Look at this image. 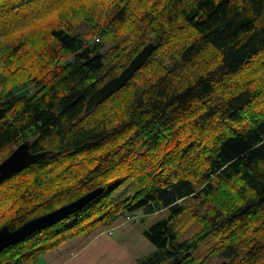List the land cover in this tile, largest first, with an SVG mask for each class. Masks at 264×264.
<instances>
[{
  "label": "trees",
  "instance_id": "16d2710c",
  "mask_svg": "<svg viewBox=\"0 0 264 264\" xmlns=\"http://www.w3.org/2000/svg\"><path fill=\"white\" fill-rule=\"evenodd\" d=\"M23 141L47 154L0 183V227L103 190L0 264L135 211H166L135 264H264V0H0V161Z\"/></svg>",
  "mask_w": 264,
  "mask_h": 264
},
{
  "label": "water",
  "instance_id": "95a60500",
  "mask_svg": "<svg viewBox=\"0 0 264 264\" xmlns=\"http://www.w3.org/2000/svg\"><path fill=\"white\" fill-rule=\"evenodd\" d=\"M153 47L154 43L152 41L145 44L119 74L108 79L100 87L94 90L86 100L85 112H88L94 105L102 102L111 94L121 89L132 78L134 73L145 63ZM46 154L45 151L37 153L31 152L29 141L21 142L7 157L0 161V183L28 165L40 160ZM102 190V186L96 187L69 203L26 220L14 229H11L8 225L1 226L0 251L19 241L23 237L30 235L35 231L50 227L60 220L76 213L94 200Z\"/></svg>",
  "mask_w": 264,
  "mask_h": 264
},
{
  "label": "crops",
  "instance_id": "0c3cea01",
  "mask_svg": "<svg viewBox=\"0 0 264 264\" xmlns=\"http://www.w3.org/2000/svg\"><path fill=\"white\" fill-rule=\"evenodd\" d=\"M137 223L119 216L89 234L65 241L40 256L34 264H135L155 249L142 233L146 227L139 230ZM110 228L112 233L108 234Z\"/></svg>",
  "mask_w": 264,
  "mask_h": 264
},
{
  "label": "rangeland",
  "instance_id": "374dc122",
  "mask_svg": "<svg viewBox=\"0 0 264 264\" xmlns=\"http://www.w3.org/2000/svg\"><path fill=\"white\" fill-rule=\"evenodd\" d=\"M137 214L139 216H137ZM166 214V211H161V212H154L151 214H144L142 211H137L136 214L134 213V219L139 218V220L137 221L138 223L136 224V226L140 229H143L144 227H147L149 224H151L152 222H154L155 220L164 217ZM183 219V217H182ZM139 225V226H138ZM141 226V227H140ZM195 224L193 222L188 221L187 219V223H185L183 225V228H180L182 230L183 236L184 237H188L190 236V234L193 233L194 229H195ZM31 264H34L31 263ZM208 264H220V260L219 259H212Z\"/></svg>",
  "mask_w": 264,
  "mask_h": 264
},
{
  "label": "built area",
  "instance_id": "2783aa9c",
  "mask_svg": "<svg viewBox=\"0 0 264 264\" xmlns=\"http://www.w3.org/2000/svg\"><path fill=\"white\" fill-rule=\"evenodd\" d=\"M95 40H98V37H95ZM127 219H131V217H127Z\"/></svg>",
  "mask_w": 264,
  "mask_h": 264
}]
</instances>
